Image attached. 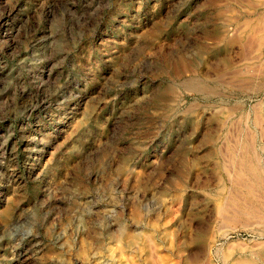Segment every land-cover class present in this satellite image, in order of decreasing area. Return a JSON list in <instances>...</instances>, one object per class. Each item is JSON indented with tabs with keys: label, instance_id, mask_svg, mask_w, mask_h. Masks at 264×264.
<instances>
[{
	"label": "rangeland",
	"instance_id": "obj_1",
	"mask_svg": "<svg viewBox=\"0 0 264 264\" xmlns=\"http://www.w3.org/2000/svg\"><path fill=\"white\" fill-rule=\"evenodd\" d=\"M263 31L264 0H0V264H264Z\"/></svg>",
	"mask_w": 264,
	"mask_h": 264
},
{
	"label": "bare ground",
	"instance_id": "obj_2",
	"mask_svg": "<svg viewBox=\"0 0 264 264\" xmlns=\"http://www.w3.org/2000/svg\"><path fill=\"white\" fill-rule=\"evenodd\" d=\"M263 33H264V31H263ZM260 34H261V33H260ZM262 41H263V40H262ZM263 43H264V42H263ZM254 118H255V116H254ZM256 118H257V117H256ZM253 120H254V119H253ZM256 121H257V120H256ZM249 152H250V151H249ZM247 154H248V153H247ZM250 154H251V153H250ZM248 157H249V156H248ZM248 157H247V158H248ZM249 158H250V157H249ZM247 160H248V159H247ZM257 161H258V160H257ZM247 162H248V161H247ZM248 163H249V162H248ZM257 165H258V164H257ZM243 166H244V165H243ZM248 167H249V166H248ZM248 167H247V168H248ZM258 167H259V166H258ZM245 169H246V168H245ZM250 170H251V169H250ZM241 171H242V170L240 169V172H241ZM246 171H247V170H246ZM259 171H260V170H259ZM237 172H238V171H237ZM247 172H248V171H247ZM251 173H252V172H251ZM253 173H254V172H253ZM238 174H239V173H238ZM261 174H262V172H261ZM239 175H240V174H239ZM245 175H246V173H245ZM233 176H234V175H233ZM243 176H244V175H243ZM247 176H248V175H247ZM254 176H255V175H254ZM236 178H237V177H236ZM238 178H239V177H238ZM243 178H244V177H243ZM243 178H242V179H243ZM234 179H235V178H234ZM239 179H240V178H239ZM239 179H238V180H239ZM247 179H248V178H247ZM249 179H250V178H249ZM261 179H262V178H261ZM240 181H241V179H240ZM240 181H239V182H240ZM253 181H254V180H253ZM256 181H257V180H256ZM234 182H235V181H234ZM236 182H237V180H236ZM236 182H235V183H236ZM244 182H245V181H244ZM248 182H249V180L247 181V183H248ZM262 182H263V181H262ZM240 183H241V182H240ZM242 183H243V181H242ZM252 183H253V182H252ZM256 183H257V182H256ZM249 184H250V183H249ZM259 184H260V183H259ZM245 185H246V184H245ZM245 185H244V186H245ZM257 186H258V185H257ZM250 187H251V186H250ZM247 189H248V188H247ZM247 191H249V190H247ZM254 191H255V190H254ZM245 192H246V191H245ZM245 192H244V193H245ZM250 192H251V191H250ZM255 193H256V192H255ZM251 195H252V194H251ZM253 195H254V194H253ZM244 196H245V195H244ZM246 198H247V197H246ZM246 198L244 197V200H245ZM248 198H249V197H248ZM255 198H257V197H255ZM231 200H232V199H231ZM253 200H254V199H252L251 201H253ZM247 201H249V200H247ZM254 201H255V200H254ZM261 202H263V201H261ZM230 203H231V202H230ZM246 203H247V202H246ZM252 203H253V202H252ZM231 204H232V203H231ZM235 204H236V203H235ZM253 204H254V203H253ZM226 205L229 206L228 203H227ZM251 205H252V204H251ZM255 205H256V204H255ZM224 206H225V205H224ZM246 206H247V205H246ZM248 206H249V203H248ZM252 206H253V205H252ZM256 207H257V206H256ZM227 208H228V207H227ZM237 208H238V207H237ZM245 208H246V207H245ZM250 208H251V207H250ZM257 208H258V207H257ZM263 208H264V205H263ZM232 209H233V208H232ZM240 209H241V208H240ZM254 209H255V207H254ZM260 209H261V208H260ZM221 210H225V209H221ZM225 211H226V210H225ZM230 211H231V210H229V212H230ZM234 211H235V209H234ZM239 211H240V210H238V212H239ZM252 211H253V208H252ZM261 211H262V209H261ZM231 212H232V211H231ZM238 212H236V213H238ZM258 212H259V211H258ZM220 213H221V212H220ZM227 213H228V212H227ZM247 213H248V212H247ZM251 213H252V212H251ZM259 213H260V212H259ZM262 213H264V212H262ZM241 214H242V212H241ZM241 214H240V215H241ZM244 214H245V213H244ZM257 214H258V213H257ZM218 215H219V214H218ZM236 215H237V214H236ZM248 215H250V214H248ZM248 215H247V216H248ZM222 216H223V215H222ZM225 216H227V215H225ZM244 216H245V215H244ZM253 216H254V214H253ZM260 216H261V215H260ZM260 216H259V217H260ZM223 217H224V216H223ZM237 217H238V216H237ZM239 217H240V216H239ZM239 217H238V218H239ZM251 217H252V216H251ZM255 217H256V216H255ZM263 217H264V216H263ZM263 217H262V218H263ZM227 218H231V217H228V216H227ZM235 218H236V217H235ZM240 218H241V217H240ZM240 218H239V219H240ZM253 218H254V217H253ZM220 219H221V218H220ZM222 219H223V218H222ZM242 219H244V218H242ZM245 219H246V218H245ZM230 220L232 221V219H230ZM237 220H238V219H237ZM250 220H251V218H250ZM262 221H264V220H262ZM218 222H219V218H218ZM226 222H227V221H226ZM248 222H249V221H248ZM220 223H221V222H220ZM256 223H257V222H256ZM256 223H255V224H256ZM245 224H246V223H245ZM259 224H260V223H259ZM262 224H263V223H262ZM257 225H258V224H257ZM257 225H255V226H257ZM260 227H262V226H260ZM254 229H255V228H254ZM259 230H260V229H259ZM255 231H256V230H255ZM257 234H260V233H257ZM100 239H101V238H100ZM102 239H103V237H102ZM105 240H106V239H105ZM104 242H105V241H104ZM240 246H241V245H240ZM245 246H246V245H245ZM248 247H249V246H248ZM248 247H247V248H248ZM252 247H253V246H252ZM248 249H249V248H248ZM248 249H247V250H248ZM254 249H255V248H254ZM250 251H251V250H250ZM251 252H252V251H251ZM253 252H254V251H253ZM103 253H104V252H103ZM242 253H243V252H242ZM246 253H248V252L246 251ZM252 254H253V253H252ZM223 257H224V256H223ZM250 257H252V256H250ZM252 258H253V257H252ZM253 259H254V258H253ZM258 260H259V259H258ZM233 261H235V260H233ZM228 263H229V262H228ZM129 264H130V263H129Z\"/></svg>",
	"mask_w": 264,
	"mask_h": 264
}]
</instances>
